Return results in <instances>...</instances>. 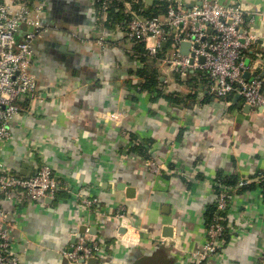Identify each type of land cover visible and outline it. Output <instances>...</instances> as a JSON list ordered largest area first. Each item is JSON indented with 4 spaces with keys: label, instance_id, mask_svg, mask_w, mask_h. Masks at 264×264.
<instances>
[{
    "label": "crops",
    "instance_id": "1",
    "mask_svg": "<svg viewBox=\"0 0 264 264\" xmlns=\"http://www.w3.org/2000/svg\"><path fill=\"white\" fill-rule=\"evenodd\" d=\"M32 1L43 6L52 29L33 43L39 89L19 98L21 111L10 124L12 138L0 141V160L18 173L46 163L67 188L40 200H1L16 223L11 242L21 264H69L61 251L82 227L105 246L98 264H259L264 107L246 112L237 93L213 94L201 69L187 76L160 70L161 87L174 100L140 90L132 70L142 64L132 40L120 24L106 26L108 12L97 0ZM160 1L192 6L203 0L146 4ZM218 1L248 12L244 28L255 39L245 51V71L264 78V0ZM115 111L123 113L119 120L108 116ZM139 142L144 152L132 149ZM148 159L162 163L161 173L149 169ZM220 176L258 187L234 189L224 211L225 242L199 261L208 211L224 185ZM83 197L97 201L88 205Z\"/></svg>",
    "mask_w": 264,
    "mask_h": 264
},
{
    "label": "built area",
    "instance_id": "2",
    "mask_svg": "<svg viewBox=\"0 0 264 264\" xmlns=\"http://www.w3.org/2000/svg\"><path fill=\"white\" fill-rule=\"evenodd\" d=\"M99 1L106 12L113 4L124 8L128 18L121 24L127 37L144 42L150 55H158L164 44H170L172 54L162 61L169 64L171 71L183 74L190 69L206 70L212 80L210 91L213 94L240 93L245 103L264 107V78L244 76L245 51L255 36L244 28L248 12L241 4L203 0L188 6L172 2L165 16L151 17L137 9L135 4L140 0ZM43 11V6L32 0H0V141L12 138L10 124L20 114L19 98L34 96L39 89L38 78L32 71L33 43L52 29L43 21ZM20 33L22 37L19 38ZM183 41L191 43L187 54L181 52ZM99 43L104 45V37ZM122 115L115 111L108 116L119 120ZM147 165L153 173L163 170L162 163L156 159H148ZM241 183L247 184L248 180ZM60 188L67 186L56 179L52 167L46 163H42L36 173L24 175L0 160V203L3 198L40 200L53 197ZM232 196L229 191L222 190L218 208L225 209ZM83 200L91 205L97 198L83 197ZM223 219L219 216L208 226V241L196 254L199 261L215 256L223 246ZM15 228L16 223L9 221L8 212L0 204V264H21V256L11 242V232ZM61 252L69 264H86L88 258L103 255L105 246L98 237L83 234ZM259 264H264V259Z\"/></svg>",
    "mask_w": 264,
    "mask_h": 264
},
{
    "label": "trees",
    "instance_id": "3",
    "mask_svg": "<svg viewBox=\"0 0 264 264\" xmlns=\"http://www.w3.org/2000/svg\"><path fill=\"white\" fill-rule=\"evenodd\" d=\"M97 1L100 5L102 4L101 1H99V0H97ZM170 3H172V2L160 1L159 6H157L155 4L147 5L146 0H140V2H138L135 5L137 6V9H139L141 14H145V15H148L151 17H154V16H162L163 17L166 15ZM173 3H175V2H173ZM127 18H128V16H127V13L124 11V8L119 4L118 5L113 4L109 8L106 26L108 28H114L115 25L120 24V26L123 27V25L121 23L123 21H125ZM132 42H133L132 48H133L134 58L136 60L140 61L142 64L140 66L135 67L132 70L133 73H135L136 75H138L141 78L140 84H138L140 87V90H144V91H147L150 93H155L157 96L162 95L164 97H167L169 99L174 100L171 92L168 94L161 87V85L164 81L162 80V74L160 73V70L158 67L159 60H162L163 57L168 56L169 49L171 48V45L170 44L163 45L159 54L156 56H152L148 53V50H147L144 42H141L138 40H132ZM176 73L179 74V72H176ZM263 89H264V86H263ZM233 94H235V93L230 94V97H232ZM134 137L137 138L138 136L134 135ZM132 149L136 150L138 152H144V144L142 142H139L137 145L133 146ZM220 178H221V176H220ZM220 180H221V183L224 184L223 186H221L220 192L222 190H227L232 195L234 193V189L245 191L247 189H256L258 187L255 183L247 185L246 187L245 186H239L238 187L239 181L235 176L230 178V179L221 178ZM260 180H261V182H260L259 186L262 188V190L264 192V173H262V175H260ZM221 183H220V185H221ZM220 185H218L217 187H219ZM225 209H219L218 208V202H217V205H214L209 209L208 219H207V224L209 226L213 221L216 220L217 217H219V216L224 217V219L221 220L223 222V224L225 225V232H224V236H223L224 239H226V237L228 235V230H227V226H226L227 221L225 220V215H224Z\"/></svg>",
    "mask_w": 264,
    "mask_h": 264
},
{
    "label": "water",
    "instance_id": "4",
    "mask_svg": "<svg viewBox=\"0 0 264 264\" xmlns=\"http://www.w3.org/2000/svg\"><path fill=\"white\" fill-rule=\"evenodd\" d=\"M148 3H152L153 0H147ZM200 4V3H198ZM190 46H191V43L189 41H183L182 44H181V52L184 53V54H187L189 52V49H190ZM201 61H204V57L201 58ZM249 71H245L244 72V76L247 77L249 75ZM248 78V77H247ZM249 79H252V78H249ZM241 95L240 93H237L236 96H235V100H238L240 99ZM240 106L243 107L244 111L248 112L250 111L251 109H256L258 107L256 106H252L251 104L249 103H240L239 104ZM261 108V107H260ZM24 167V166H23ZM38 167L35 168V171L33 173H27L24 169H21L19 174H24V175H30V174H34L38 171ZM86 231V228L85 227H82L80 229V233L77 234V237L80 236V235H83V233ZM170 235V234H168ZM82 262H84V260H82ZM99 263V257L98 256H92L90 258H88L86 260V264H98Z\"/></svg>",
    "mask_w": 264,
    "mask_h": 264
},
{
    "label": "rangeland",
    "instance_id": "5",
    "mask_svg": "<svg viewBox=\"0 0 264 264\" xmlns=\"http://www.w3.org/2000/svg\"><path fill=\"white\" fill-rule=\"evenodd\" d=\"M128 43H129V45L133 44L132 41H129ZM171 54H172V51H171V48H170L169 49V53H168V57H170ZM158 67H159V70H161L162 74H164V75H167V74L170 75V74L173 73V72L170 71L169 64L167 62H163L162 60H159ZM190 71L198 73L197 69H195V70L190 69V70L185 71L183 74H180V73L179 74L181 76H187Z\"/></svg>",
    "mask_w": 264,
    "mask_h": 264
}]
</instances>
